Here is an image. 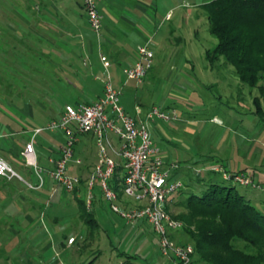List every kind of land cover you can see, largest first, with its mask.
<instances>
[{
  "label": "crops",
  "instance_id": "0c3cea01",
  "mask_svg": "<svg viewBox=\"0 0 264 264\" xmlns=\"http://www.w3.org/2000/svg\"><path fill=\"white\" fill-rule=\"evenodd\" d=\"M211 1L213 0H101L99 8L103 16V28L98 35L88 23L84 0H19L11 8L8 22L0 23V95L15 96L14 100L9 98L8 101L17 111L16 115L21 116L15 120V124L29 128L15 129L9 134L0 133L1 158L22 177L19 172L26 171L28 167L23 153L33 130L46 128L50 122L61 119L67 105L76 107L97 103L104 96L108 78L121 93L122 107L137 120V108L142 107L139 95L145 89L144 86L150 83L149 80L155 79V76L167 69L169 76H174L178 73L177 65L181 61L192 63L181 48L197 42L201 29L209 31L203 6ZM148 43L154 52L151 70L141 84L128 80L124 71L136 65L139 48ZM102 58L106 59L109 67H105ZM168 62L170 64H165ZM191 67H194L193 64ZM16 102L18 103L15 105ZM130 108H134V115L128 112L127 109ZM65 140V133L61 129H46L35 137V160L40 168L44 171L55 170V162L61 156ZM112 140L119 149L121 145L118 139L114 140L112 137ZM252 143L251 149L256 141ZM76 155L83 164L77 166L71 163L68 174L79 176L86 183L99 159L92 135L81 137L76 145ZM116 160L118 168H121L119 173L122 178L125 174L123 163L119 157ZM214 171L248 174L246 169L230 172L223 165ZM29 173L35 181L27 182L36 185L38 177L34 168ZM45 179L44 187L37 190H31L24 184L25 190L35 192L29 196L24 194L21 184L16 183L23 181H6L0 178V202L6 198L19 202L20 198L25 206L15 216L24 215L22 220L14 218V221L19 222V227L16 228L13 224L12 236L20 237L21 232L36 229V222L43 219V201L46 202L47 197H52L62 188L49 176L45 175ZM87 195V188L84 193L77 194L86 203ZM93 196L91 206L87 207L96 217L108 203L103 197L99 182L93 189ZM256 198L249 195L252 201H256ZM177 202L176 196L169 200L167 207L170 211ZM75 204L77 205L76 198ZM120 205L126 209L136 206L124 199ZM79 220L85 226L81 218ZM23 221L30 223L23 228ZM55 221L57 220L53 222ZM139 224L149 225L143 220ZM95 237L99 244L100 232ZM84 242L83 240L82 243ZM76 244L77 240L74 245L68 243L67 248ZM98 244L96 251H92L98 254L94 264H98L103 255ZM79 247L75 248L74 257L80 250ZM171 261L166 264H173ZM60 264H66V261ZM125 264L131 263L126 261Z\"/></svg>",
  "mask_w": 264,
  "mask_h": 264
},
{
  "label": "rangeland",
  "instance_id": "374dc122",
  "mask_svg": "<svg viewBox=\"0 0 264 264\" xmlns=\"http://www.w3.org/2000/svg\"><path fill=\"white\" fill-rule=\"evenodd\" d=\"M18 1L0 0V23L8 22L10 10ZM200 32L198 44L193 42L181 48L194 67L181 61L177 65L178 73L174 76L170 77L167 69L155 76V79H150V83L144 86L145 89L139 95L142 107H136L139 109L137 121L149 130L155 147L163 155L171 179L188 185L189 190L199 193L210 180L224 182L225 173H214V169L221 165L230 172L246 169L254 183L264 187V114L257 113L256 105L258 101L264 113V83L255 87L243 84L234 69L224 65L223 59L212 69L206 61L205 53L215 48L218 40L206 29ZM9 98L14 100L15 96L0 95L2 134L29 128L15 124V120L21 116L16 115L17 111L9 104ZM155 107L171 120H161L158 116L147 119ZM127 110L132 115L136 113L134 108ZM174 117L176 120H173ZM113 138L117 139L115 136ZM254 141L255 146L251 149ZM32 169L27 167L26 171L19 173L25 181L34 183V177L29 173ZM16 183L25 187L24 182ZM234 186L242 194L256 196L253 204L259 210H264L263 190L252 185ZM23 192L29 196L35 193L29 190ZM124 200L136 204L133 200ZM20 201V198L19 202L6 198L0 202V264H60L65 261L71 264L74 260L80 263L92 260V251L98 248V240L82 243L87 232L79 220L73 193L60 188L52 197H47L46 202L43 201V219L36 222L38 227L21 232L18 237L12 236L14 229L11 227L13 224L19 227V222L14 221V218L22 220L24 217H15L18 211L25 208ZM171 209L168 212L171 216L180 215L184 211L177 204H173ZM96 217L101 225L98 245L103 251L98 264H125L126 261L131 264H166L171 260L173 264H178L177 259L163 256L159 238L149 225H141L140 221L128 223L121 214L114 213L108 203ZM24 221L23 228L30 223ZM70 239L77 240V244L69 249L63 248L68 242L70 244ZM173 242L185 245L176 240ZM187 245L193 246L189 243ZM76 247L80 250L74 257Z\"/></svg>",
  "mask_w": 264,
  "mask_h": 264
},
{
  "label": "built area",
  "instance_id": "2783aa9c",
  "mask_svg": "<svg viewBox=\"0 0 264 264\" xmlns=\"http://www.w3.org/2000/svg\"><path fill=\"white\" fill-rule=\"evenodd\" d=\"M100 1L84 0L88 23L98 35L103 28ZM138 54L139 60L136 65L126 69L124 73L128 80L141 84L153 66L154 52L148 43L139 48ZM102 61L105 67H109L105 58H102ZM154 116L165 121L171 120L156 107L147 119H152ZM173 120H176V117ZM46 129L52 131L61 129L66 136L61 156L55 162L53 171H44L35 160L34 139ZM85 135L93 136L99 157L93 172L87 179V206H91L94 198L93 189L99 182L102 194L114 213L121 214L128 223L146 221L159 238L163 256L177 259L178 264H191L194 247L176 244L171 238L173 233L183 229V223L174 219L166 210L169 200L181 192L185 186L183 182L171 179L163 155L155 147L149 130L125 111L121 105V93L114 87L110 78L105 83L104 96L97 103L81 104L76 107L67 105L61 119L50 122L46 128L33 130L23 155L25 165L33 167L38 177L36 185L25 181L1 156L0 178L6 181L19 179L29 189L37 190L44 187L45 175H47L66 192H74L80 187L82 180L79 176L68 174V167L71 163L77 166L83 164L76 155V145ZM113 136L120 142L119 149L114 145ZM118 157L121 158L125 170L120 183L123 197L139 205L131 210H122L119 195L112 187V181L119 167L116 160ZM233 180L241 186L252 185L264 191V187L253 183L246 174L236 175ZM73 243L74 239H70V244Z\"/></svg>",
  "mask_w": 264,
  "mask_h": 264
},
{
  "label": "trees",
  "instance_id": "16d2710c",
  "mask_svg": "<svg viewBox=\"0 0 264 264\" xmlns=\"http://www.w3.org/2000/svg\"><path fill=\"white\" fill-rule=\"evenodd\" d=\"M203 8L209 33L218 40L216 47L206 52L209 66L215 69L223 59L243 84L255 87L264 83V0H213ZM256 105L257 113L264 114L258 101ZM120 170L117 168L112 187L123 200ZM239 174H225L222 183L210 180L199 193L184 185L172 197L176 196L177 205L184 210L172 217L182 221L184 228L179 231L182 234H172L171 238L194 246L191 264H264V210L234 186L238 183L233 178ZM86 188L87 181H81L72 193L86 228L84 241L88 242L96 239L101 227L86 200L77 196ZM166 210L169 212V207ZM97 256L94 253L90 262L71 264H94Z\"/></svg>",
  "mask_w": 264,
  "mask_h": 264
}]
</instances>
